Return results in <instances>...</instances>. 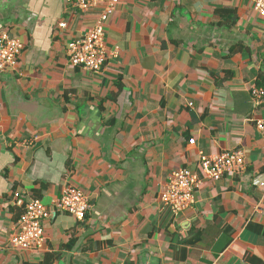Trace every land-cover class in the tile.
<instances>
[{
    "label": "crops",
    "instance_id": "obj_1",
    "mask_svg": "<svg viewBox=\"0 0 264 264\" xmlns=\"http://www.w3.org/2000/svg\"><path fill=\"white\" fill-rule=\"evenodd\" d=\"M95 15L0 0V30L24 45L0 74V264H264V102L252 101L264 19L252 0H119L101 74L67 53ZM228 152L245 172L204 179L201 154ZM181 168L203 182L175 215L161 194ZM68 185L87 195L85 219L57 213L42 252L12 250L15 195L51 206Z\"/></svg>",
    "mask_w": 264,
    "mask_h": 264
},
{
    "label": "built area",
    "instance_id": "obj_2",
    "mask_svg": "<svg viewBox=\"0 0 264 264\" xmlns=\"http://www.w3.org/2000/svg\"><path fill=\"white\" fill-rule=\"evenodd\" d=\"M254 9L264 19V0H252ZM66 3L83 15L96 14L93 28L82 39L68 45L67 53L73 66H80L93 74H101L108 59L105 43V28L116 12L119 0H66ZM65 28L66 24H61ZM24 50L22 42L12 37L6 30H0V74L16 71L19 58ZM252 101L256 107L264 102V89H252ZM257 130L264 136V121H258ZM190 144H194L191 140ZM199 167L206 180L218 181L226 175L237 176L245 172L244 155L240 152L222 153L216 156L201 154ZM200 174L181 168L172 174L170 182L161 194L164 207L177 215L194 202V193L202 185ZM256 185L262 186L260 182ZM17 204L23 208L10 240L12 250L19 252H42L46 245L44 224L57 213H67L78 220H84L90 208L87 195L79 188L68 185L62 196L45 205L39 199L26 200L25 196L15 195Z\"/></svg>",
    "mask_w": 264,
    "mask_h": 264
}]
</instances>
